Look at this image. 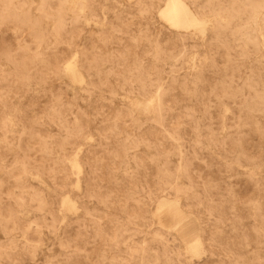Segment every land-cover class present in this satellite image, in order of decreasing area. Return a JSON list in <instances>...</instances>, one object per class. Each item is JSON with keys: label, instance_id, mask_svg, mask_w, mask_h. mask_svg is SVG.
<instances>
[{"label": "rangeland", "instance_id": "obj_1", "mask_svg": "<svg viewBox=\"0 0 264 264\" xmlns=\"http://www.w3.org/2000/svg\"><path fill=\"white\" fill-rule=\"evenodd\" d=\"M166 1L0 0V264H264V0Z\"/></svg>", "mask_w": 264, "mask_h": 264}, {"label": "bare ground", "instance_id": "obj_2", "mask_svg": "<svg viewBox=\"0 0 264 264\" xmlns=\"http://www.w3.org/2000/svg\"><path fill=\"white\" fill-rule=\"evenodd\" d=\"M159 12H158V14H159ZM161 14H163V16L166 18V20H168L172 25H174L175 28H176V26H183L184 27L185 25L195 24V26H196V25L200 24V23L196 22V19L194 18L192 12L180 0H167L164 8L162 9V13H160L159 15H161ZM202 25H201V27H202ZM193 27H194V25H193ZM193 27L191 29H193ZM170 28H173V27H170ZM184 28L187 29L188 27L186 28V26H185ZM69 70H71V69L69 68ZM159 215H160V217L164 216V215L168 216L167 218H164L163 220H161V218H159V223L163 226L167 225V226H171V227L176 225V221L178 220L177 218L179 217V215L177 213H175V212L166 213L165 210H160ZM176 232L180 236V238L182 239V241L185 245L186 251L192 255H198L200 252V250L198 248V241L195 239L194 234L190 231L188 226L183 225L181 227H178V228H176Z\"/></svg>", "mask_w": 264, "mask_h": 264}]
</instances>
